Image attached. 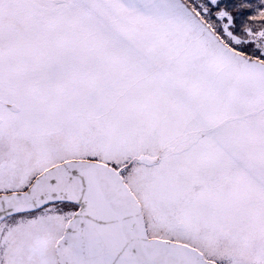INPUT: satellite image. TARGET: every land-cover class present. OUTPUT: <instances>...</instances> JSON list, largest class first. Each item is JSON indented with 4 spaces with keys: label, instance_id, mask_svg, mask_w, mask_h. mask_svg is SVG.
Wrapping results in <instances>:
<instances>
[{
    "label": "snow or ice",
    "instance_id": "obj_1",
    "mask_svg": "<svg viewBox=\"0 0 264 264\" xmlns=\"http://www.w3.org/2000/svg\"><path fill=\"white\" fill-rule=\"evenodd\" d=\"M0 264H264V0H0Z\"/></svg>",
    "mask_w": 264,
    "mask_h": 264
}]
</instances>
